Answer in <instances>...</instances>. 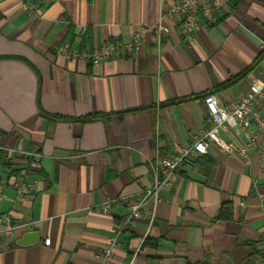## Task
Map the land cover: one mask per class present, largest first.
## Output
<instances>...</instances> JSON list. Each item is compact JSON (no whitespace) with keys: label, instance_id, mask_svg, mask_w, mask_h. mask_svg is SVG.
Masks as SVG:
<instances>
[{"label":"crops","instance_id":"obj_1","mask_svg":"<svg viewBox=\"0 0 264 264\" xmlns=\"http://www.w3.org/2000/svg\"><path fill=\"white\" fill-rule=\"evenodd\" d=\"M31 1L33 12L0 0V216L17 226L0 238V264H100L111 237L105 264H264L255 150L245 160L206 145L118 232L156 162L210 125L205 94L228 105L263 76L264 0H233L183 36L171 14L181 0ZM159 20L168 31L147 30L137 53L90 62L105 41ZM64 43L75 56L59 52ZM28 154L40 156L36 168ZM19 182L33 192L17 198ZM107 201V214L94 210Z\"/></svg>","mask_w":264,"mask_h":264},{"label":"built area","instance_id":"obj_2","mask_svg":"<svg viewBox=\"0 0 264 264\" xmlns=\"http://www.w3.org/2000/svg\"><path fill=\"white\" fill-rule=\"evenodd\" d=\"M29 12L34 11L35 5L31 0H22ZM49 0H42L47 3ZM233 0H181L176 4L171 14L179 18V30L183 36L193 27L195 20L201 18L207 25H213L216 17L228 10ZM155 29L158 33H166L168 30L159 20L152 27H142L134 33L127 42L105 41L99 47L94 48L89 54L91 63L103 62L116 58L122 53H137L143 43L147 30ZM81 33L85 32L83 26L79 27ZM59 52L65 58L75 56V52L69 44L64 43L59 47ZM203 103L210 119L207 129L200 131L188 146L180 148L176 153L160 158L156 162L154 179L151 187L146 188L134 200L127 203L128 214L120 224L118 232L127 224L140 218L145 203L148 200H157V194L161 190L171 188L177 178V171L192 164L197 155L205 153L206 145L216 147L225 155H236L245 160L248 159L250 150H255L258 157L264 162V74L260 79L254 80L247 92L234 102L224 105L216 94L204 96ZM238 131L239 139L231 136V128ZM227 138H225V137ZM29 166L36 168L40 159L37 154H28ZM1 192V187H0ZM17 198H23L33 192V186L28 183L19 182L15 185ZM258 206L264 210V195H256ZM96 211L107 214L109 202H104L94 208ZM17 226L7 218L0 216V238L7 240L15 232ZM43 245H49V238L43 241ZM116 237L108 238L99 252L100 264H105L116 247Z\"/></svg>","mask_w":264,"mask_h":264},{"label":"trees","instance_id":"obj_3","mask_svg":"<svg viewBox=\"0 0 264 264\" xmlns=\"http://www.w3.org/2000/svg\"><path fill=\"white\" fill-rule=\"evenodd\" d=\"M241 76H243V75H240V76H238V77H241ZM238 77L233 78V79L230 80L229 82H227V83H225V84L219 86L218 89H224V88L228 87L229 85H231L232 83H234V82L238 79ZM216 91H217V90L211 91V92H209V93H207V94H205V95H208V94H215ZM180 101H185V99L180 100ZM96 117H97L96 115H91V116H87V117H84V118H80L79 120H80V121L94 120Z\"/></svg>","mask_w":264,"mask_h":264}]
</instances>
